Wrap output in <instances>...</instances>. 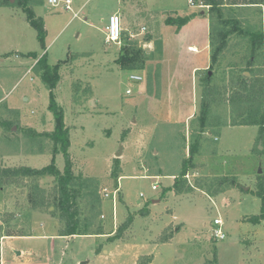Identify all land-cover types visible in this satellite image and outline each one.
<instances>
[{
    "label": "rangeland",
    "instance_id": "374dc122",
    "mask_svg": "<svg viewBox=\"0 0 264 264\" xmlns=\"http://www.w3.org/2000/svg\"><path fill=\"white\" fill-rule=\"evenodd\" d=\"M86 1L73 0L65 11L29 0L43 24L41 43L19 0H0V173L48 165L63 173L60 145L46 136L54 116L36 65L45 54L48 65L58 63L53 100L69 133L78 232L87 233L56 237L65 223L55 177L0 174V264H264V201L257 195L264 194V127L242 125L244 104L233 95L249 78V34L263 35L249 69L264 80V0H222L226 28L209 14L207 0H135L205 11L216 41L232 25L242 31L229 36L211 71L196 75L193 114L180 126L161 121L148 104L159 95L160 41L152 29L143 23L139 41L123 31L120 43H107L116 0ZM123 57L134 61L117 62ZM190 147L196 153L181 180ZM130 215L131 226L109 238ZM215 218L223 223L222 240L212 236Z\"/></svg>",
    "mask_w": 264,
    "mask_h": 264
},
{
    "label": "trees",
    "instance_id": "16d2710c",
    "mask_svg": "<svg viewBox=\"0 0 264 264\" xmlns=\"http://www.w3.org/2000/svg\"><path fill=\"white\" fill-rule=\"evenodd\" d=\"M29 0H19L18 7L22 9L23 13L26 16V21L36 30L37 39L42 43L45 37V32L43 29L42 21L35 18L33 11L27 7V3ZM210 3V10L208 11L209 14H218L220 17V24H224V28L227 27L228 21L222 19L221 16V8L224 7L222 0H207ZM235 5V3H232ZM193 15L187 17H177L173 18H166L165 24L166 25H174L177 28H181L184 26ZM222 17V18H221ZM226 26V27H225ZM233 25L231 26V28ZM226 29L225 31L219 32V41H216V36L211 32V25H210V32H209V45H210V67L208 70H212L214 66L217 64L222 51L226 48L227 39L229 36L234 34L237 28L234 25L233 29ZM238 33H242L240 29H237ZM250 35V53L248 59V69L246 70L249 78L240 81L239 89H235L233 91L234 98L240 102V104H244L242 112H240L239 117L246 116V119L242 125L244 126H256L259 128L264 127V80L262 74L260 76H256L253 74V70L249 69L254 62L256 61L255 58L257 57V51L262 47L263 35L259 34H249ZM139 55L141 56L142 53L139 51ZM28 56H35L34 54H28ZM125 61V63H132L134 61L133 58L123 57L121 60L117 61ZM36 65L40 66L41 74L40 79L42 83L47 87L50 96V104L49 110L53 113L54 116V131L50 134H46L52 141L57 142L60 145V152L63 157L64 161V168L63 173H61L58 169H55L52 165H48L41 169H33L28 167H18L13 169H4L1 171L0 174L3 176L5 175H12V176H22L24 178H29L31 176H45L50 175L56 178L58 182V201L57 206L60 212V216L64 220L65 229L61 232L59 236L61 237H72L75 235H87V233H79L78 227L79 222L77 219L78 214V206L74 201V195L71 191V183L76 179L73 174L72 169V162L71 157L68 153V149L70 147L69 141V133L68 129L64 124V114L60 109H57V106L53 100V90L56 87L58 82V65L50 66L47 63L46 55L43 54L36 62ZM255 75V76H254ZM206 82L210 81L208 78V72L205 75ZM196 153V149L194 147H190L189 149V157L182 163V169L180 178L181 180L187 175V168L192 163V157ZM1 180V175H0ZM175 183L173 184V190L176 193H180L182 191L177 178L174 179ZM1 186V184H0ZM263 187H260V189ZM258 197L264 201V194L262 195L259 193L258 190ZM141 216H146L148 214V210L146 208H142L139 211ZM253 223H257L258 218L253 217ZM133 215L127 217V219L117 228L116 232L114 233V238L118 239L120 236L131 226L133 223ZM95 235H102V233L97 232ZM112 239V240H114ZM111 240V239H109Z\"/></svg>",
    "mask_w": 264,
    "mask_h": 264
},
{
    "label": "crops",
    "instance_id": "0c3cea01",
    "mask_svg": "<svg viewBox=\"0 0 264 264\" xmlns=\"http://www.w3.org/2000/svg\"><path fill=\"white\" fill-rule=\"evenodd\" d=\"M233 1L237 4L238 0ZM187 2L189 4L188 0ZM174 4L175 1H172L168 7L160 5L158 9H154L155 4L150 2L140 4L135 0H116L113 14H119L122 32H128V36L133 40H140L142 32L146 29V27L140 28L143 23H147L152 29L149 32L150 36L158 37L159 95L149 100L148 104L160 114L161 121L180 126L184 125L187 118L193 114L189 111L193 108L196 96V75L210 67V21L203 10L196 11L194 6H191L189 11L179 12L173 8ZM190 15L193 17L181 28L165 24L166 18H183ZM44 26L47 33V24ZM175 178L174 175L169 176L170 180ZM56 237L64 239L61 236ZM3 263L2 260L1 264Z\"/></svg>",
    "mask_w": 264,
    "mask_h": 264
},
{
    "label": "built area",
    "instance_id": "2783aa9c",
    "mask_svg": "<svg viewBox=\"0 0 264 264\" xmlns=\"http://www.w3.org/2000/svg\"><path fill=\"white\" fill-rule=\"evenodd\" d=\"M190 4H193L192 0H188ZM47 4L51 6L52 8H61L65 11H72V3L73 0H46ZM106 35L105 40L107 43H120L121 37H122V26H121V19L120 16L117 14H112L109 16L107 25L105 28ZM130 80L134 81L135 83H139L142 81L141 76L137 75H130ZM127 95L132 94L131 90H126L125 92ZM188 176L186 175L185 178ZM153 190H156V187L152 186ZM116 191L113 192V205L116 203ZM213 230H212V236L217 240H222L225 238V235L223 233L222 228V221L219 218H215L212 221Z\"/></svg>",
    "mask_w": 264,
    "mask_h": 264
},
{
    "label": "water",
    "instance_id": "95a60500",
    "mask_svg": "<svg viewBox=\"0 0 264 264\" xmlns=\"http://www.w3.org/2000/svg\"><path fill=\"white\" fill-rule=\"evenodd\" d=\"M209 74H210V72H209ZM121 155V153L120 152H118L117 154H116V156L118 157V156H120ZM260 172V171H259Z\"/></svg>",
    "mask_w": 264,
    "mask_h": 264
}]
</instances>
